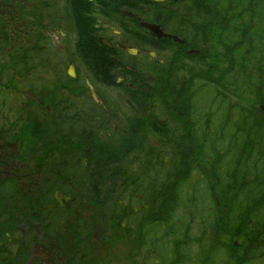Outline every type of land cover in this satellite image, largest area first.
Listing matches in <instances>:
<instances>
[{
    "label": "trees",
    "instance_id": "1",
    "mask_svg": "<svg viewBox=\"0 0 264 264\" xmlns=\"http://www.w3.org/2000/svg\"><path fill=\"white\" fill-rule=\"evenodd\" d=\"M151 2L0 0V53L29 75L47 73L40 88L66 81V57L52 36L62 22L75 32L90 82L116 86L98 78L112 66L93 29L99 5H147L161 28L198 51L168 44V61L155 65L152 79L126 89L128 109L116 128L83 81L77 92L56 86L48 117L26 121L45 182L22 194L14 178L0 180V199L20 194L25 203L23 215L2 208L3 260L22 224L34 238L31 252L50 259L48 242L63 233L75 204V242L90 240L88 256L110 244L121 261L107 264H148L135 253L144 248L152 264H201V254L204 264H264V0ZM27 5L23 26L15 10ZM62 264L89 263L76 249Z\"/></svg>",
    "mask_w": 264,
    "mask_h": 264
},
{
    "label": "rangeland",
    "instance_id": "2",
    "mask_svg": "<svg viewBox=\"0 0 264 264\" xmlns=\"http://www.w3.org/2000/svg\"><path fill=\"white\" fill-rule=\"evenodd\" d=\"M29 8L30 6L28 5L17 7L15 14L19 19L17 20L18 24H22L23 26L27 25L25 19L27 12H24V10ZM106 18L107 21L111 20L110 15H107ZM62 23V25L60 23L58 28L52 32V36L53 45L58 51L59 56L63 57L64 55L66 57L64 72L67 74L69 64H74L77 71L82 66L75 54V32L67 27L64 22ZM7 26L11 29L9 22L7 23ZM123 36V40H126L129 43H135L137 41L129 34L124 33ZM12 49L14 48L12 47ZM154 52L158 53L156 51ZM168 58L169 54L166 50L159 51L157 56L152 59H149L144 54L133 57L123 54L120 59L122 64H126L133 68L134 72L139 75L140 79H152L151 77L155 65L164 64L168 61ZM20 67V64L16 60L7 59L4 57V54L0 53V180L2 178H14L19 184L18 191L24 194V192L29 193V187L32 183H35L37 187L42 185L45 182L46 177L45 171L41 167V159L36 155L30 156L32 147L28 146L30 139L26 121L32 118L41 121L45 117H48L46 111H48L49 107L47 108V106L51 102V99L56 95L55 91L60 93V91L56 89V86L64 87L66 84L74 86V84L71 81H64L62 83L55 82V88H53L51 84L53 82L49 81L48 84L50 86L46 83L44 88H40L38 85L42 86V84L46 82L48 77V75H46L47 73L43 74L39 73L38 70H34L31 71L29 75ZM52 69L53 68L48 70L45 69V71L48 72ZM114 79H116L115 76ZM259 84L260 81L254 84L257 86V97L261 96V87ZM96 85L93 86L96 97L90 93L86 86V89L89 92L88 96L102 104L101 106L107 110L109 123H111L113 128L120 126L122 124L121 113L128 109L125 103V100L128 98L125 93L126 90L121 84H117L116 86H108L106 84ZM84 91L85 89L83 87L81 95L87 96L86 94H83ZM71 95L72 99L75 101L80 100L76 94L74 96L73 94ZM131 109L134 111L135 107L131 106ZM213 131L214 129L211 127V131L208 130V133H213ZM102 132L103 131H101V133ZM222 136L225 137L224 134ZM6 203L10 205L14 215H19L20 213L21 215L24 214L23 210L25 209V203L22 195L18 194L14 198L8 200L0 199V217L7 212L2 209L3 207L6 208ZM78 206L79 205L75 204L69 205V213H71V215L63 233L49 240V246L52 248L50 259L47 258L48 254L45 255L38 251L31 252L34 238L29 236L28 228L22 224L23 226H20L15 231V239L17 240V242L14 241L17 245L15 252L7 261L0 258V264H38V262L41 264H62L63 260L69 257L76 249L82 251L84 260L89 264H107L110 260L115 262L121 261V255L117 254V252H113L110 244L105 245L107 249L106 253L103 249L98 248L93 250L94 253L88 256L90 240H81L79 243L75 242V238L73 237V217ZM7 221L8 219L1 220L0 226L1 224H6ZM18 230L21 231V235H17ZM98 235L99 234L96 236L98 237ZM18 241H20L19 244ZM136 252L140 255V258L143 259V262L142 260H139V263L152 264V262L155 261L151 255L149 256V259L147 258L145 248L135 250V253ZM189 253L191 255L193 254L192 251H189ZM45 256L47 259L44 258ZM205 257V255L201 254L197 262L204 264L202 261L206 262ZM126 264L128 263L126 262Z\"/></svg>",
    "mask_w": 264,
    "mask_h": 264
},
{
    "label": "flooded vegetation",
    "instance_id": "3",
    "mask_svg": "<svg viewBox=\"0 0 264 264\" xmlns=\"http://www.w3.org/2000/svg\"><path fill=\"white\" fill-rule=\"evenodd\" d=\"M137 1L139 2L140 0ZM151 3L157 2L152 1ZM96 8L99 11H102L100 14L94 15L95 23L93 25V29H95L96 41L98 43L97 45L103 47L106 59L109 60V62H111L112 64V66L106 72V77H99L95 74L102 82H105L106 79H112L113 81H115L116 85L121 84L125 90L127 88H134L133 82L140 78L139 75L134 72L133 68L129 67L126 64H122L120 58L123 56V54L130 57L141 56L144 54L149 59H152L157 56L159 51H166L168 49L167 45L170 43H174L178 47L181 46L182 48H184V50L185 48H187V46L185 45L186 41L184 38H180L172 32H166L163 28L160 27L159 24V27L164 33L174 35L178 38V40L169 39L164 36H162L161 38H157L149 30L140 25L141 22L157 24V22L152 19L153 12L147 5H135V3H133L131 9H125L120 7L116 8L112 5H106L105 7L99 5L96 6ZM107 15H110L111 20H106ZM133 15H137L138 18H134ZM124 33L131 35V37L136 39L137 41L135 43H129L128 41L123 40ZM100 38L106 39L109 42L110 46L101 44L99 42ZM129 47L135 48L136 51L134 53H129L125 49ZM154 51L158 53H155ZM185 51L188 55L198 54V51H195L193 49L190 50L187 48ZM76 58L81 63L82 60L79 58L78 55H76ZM81 66L82 67L79 68V70L77 71L75 69L74 64L68 65L67 72L69 68L72 67L73 77H70L68 74H65V80L71 81L74 86L66 84V86L64 87L59 86L60 90L67 91L69 89L71 92H73V90H80L79 88L81 81H83L87 85V82H89V78L91 77L92 72L88 70L83 63H81ZM114 76L116 77V79H114ZM92 84L93 87L94 85L101 83L96 82L95 84ZM93 93L95 94L94 87ZM94 101L98 103L96 100Z\"/></svg>",
    "mask_w": 264,
    "mask_h": 264
},
{
    "label": "water",
    "instance_id": "4",
    "mask_svg": "<svg viewBox=\"0 0 264 264\" xmlns=\"http://www.w3.org/2000/svg\"><path fill=\"white\" fill-rule=\"evenodd\" d=\"M87 1H91V0H87ZM153 2H162L164 0H151ZM126 13V12H125ZM129 14V13H127ZM134 18H138L137 15H133ZM140 25L144 28H146L147 30H149L153 35H155L157 38H161L162 36L166 37V38H169V39H173V40H178V38L174 35H170V34H166L164 33L161 28L156 25V24H153V23H148V22H141ZM99 42L103 45H106V46H110L109 42L104 39V38H100L99 39ZM182 42V41H180ZM129 53H134L136 50L135 48H125ZM68 75L73 77V69L72 67H70V71L68 72ZM89 86V89L92 91V86L90 84H88Z\"/></svg>",
    "mask_w": 264,
    "mask_h": 264
}]
</instances>
